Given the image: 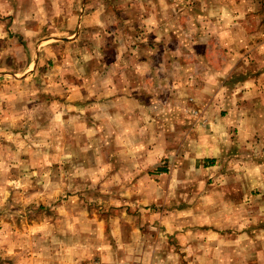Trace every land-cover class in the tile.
<instances>
[{
    "label": "crops",
    "instance_id": "obj_1",
    "mask_svg": "<svg viewBox=\"0 0 264 264\" xmlns=\"http://www.w3.org/2000/svg\"><path fill=\"white\" fill-rule=\"evenodd\" d=\"M98 1L94 5L95 10L90 11L94 24L88 25L89 18L86 15L84 22L79 18L78 25L72 32V0H0V122H3L0 129L5 130V126H10L6 123L23 122L25 117L33 116L37 106L41 109L46 106V114H36L34 128L36 132L46 129L48 136L54 138L56 130L68 129L71 118L64 111L71 109L74 104L80 105L88 78L93 76L95 82L102 85L94 92L99 105L110 107L105 112L111 118L115 114L120 118L121 122L115 129L117 136L137 135V131L152 130L151 123L156 125L153 130H159L167 136L169 129L162 126L165 122H160L170 118L175 130L169 132L180 139L177 154L183 151L188 139L194 147L198 144L204 147L202 150L205 156L211 157L208 159L210 167L225 145L256 148L263 145L254 109L264 108V68L260 79L232 80L237 67L232 64L231 55L224 48L225 38L229 40L226 34L228 30H225L229 28V24L225 26L226 18L224 15L211 16L205 15V12L197 15L191 12V7H201L209 13V9L214 6L211 1L205 3L204 0H195L184 6L179 0H122L121 7L124 10H118L112 1ZM108 3L109 6H106ZM229 5L230 1L215 3V6L223 10ZM188 8L190 11H186ZM167 10H170V17L167 16ZM87 12L88 8L85 14ZM118 13L121 15H117ZM195 20L201 23L209 21L217 27L222 24L221 36L217 37L216 44L212 36L204 32L207 43L205 46L201 45V48L202 34L194 32ZM106 21L112 32L108 35L114 37L113 41L117 45L114 50H110V57H106L109 52L106 51L105 54V48L100 50L104 55L100 51L96 52L95 66L72 64L70 43L81 40L89 26L103 27ZM105 35L98 34V37L103 39ZM123 41L126 45H123ZM10 59L14 62L13 65L7 63ZM44 59L49 64H43ZM23 75L26 76L24 79L21 78ZM73 78L76 81L72 82ZM29 84L35 91L25 90ZM30 102L34 104V109L32 113H26L23 107ZM124 106L133 107L126 110ZM142 106L143 109H136ZM167 111L176 113L179 118L168 116ZM124 129L130 130L126 132ZM200 131L204 134L200 135ZM201 136L206 137L207 142L199 139ZM186 153H190L188 168L192 170L197 166L200 156L196 153V158L193 157V148ZM137 162L139 164L136 167L152 169L148 160ZM253 166L254 169L259 168L256 163ZM159 167L157 172L167 173L166 166ZM46 168L47 185H52L53 188L54 169L51 168L54 167L50 165ZM136 180L137 178L130 187L132 192L127 194L129 206L125 209L117 208L111 214L114 219L100 221L87 215L93 221L89 224L91 231L99 232L101 236L97 235L90 241L84 239L83 243H79L77 253L72 251V243L64 241L59 247V252L63 253L61 263L53 260L50 264H168L169 256L160 246L161 239L159 238L158 244L148 237L149 226L152 224H148L150 218L144 219L143 216L150 214L149 203H146L148 200H145L144 194L134 191L133 186L142 183L141 180ZM223 181L228 186L224 188L228 195L226 192L224 195L228 196L234 213L246 210L252 200L258 199L259 204H262L263 193L257 192V188L261 189V180L237 176L223 178ZM7 183H10L7 178L0 182L5 186ZM70 192V189H63L65 196H68L63 214L68 216L71 211ZM213 193L214 188H210L201 197L208 199ZM4 194L7 199L9 192L6 188ZM55 195L47 192L46 196L50 198L47 201L54 202ZM78 209L83 210L81 207ZM186 209L185 214L176 209L174 264L196 263L192 258L196 229L203 228L208 240L211 232L221 233L220 228L217 229L213 224L209 227H195L192 223L195 207L191 204ZM258 215H262L261 210ZM240 220L229 225V230L233 229L241 235L245 234L247 226L240 223ZM108 225L109 230L114 226L117 233L114 237L111 229L112 238L109 240L104 236ZM254 229L257 230L256 226ZM223 238L227 239L226 235ZM120 247L126 251L117 258V254H120L117 249ZM15 261L20 262V259H15L14 263ZM162 261L164 262L159 263ZM224 261L226 260L222 263Z\"/></svg>",
    "mask_w": 264,
    "mask_h": 264
},
{
    "label": "rangeland",
    "instance_id": "obj_2",
    "mask_svg": "<svg viewBox=\"0 0 264 264\" xmlns=\"http://www.w3.org/2000/svg\"><path fill=\"white\" fill-rule=\"evenodd\" d=\"M109 1H112L118 10H124V7H121L122 0ZM179 1L186 6L195 0ZM209 1L214 5L209 9V13L201 7H191V12L197 15L204 12L205 15L211 16L224 15L226 18L225 26L229 24V28L225 30H228L226 34L229 40L225 38L224 48L231 55L232 64L237 67L232 80L260 79L261 70L264 68V0ZM218 1H230V5L225 6L223 10L217 7L218 5L215 6ZM98 3V0H72V32L78 25L79 18L84 22L86 15L89 18L88 25L94 24L95 20L90 11H94V5ZM106 6H109V3ZM86 8L89 11L87 14ZM167 16L170 17V10H167ZM106 22L103 27L89 26L82 34L81 40L70 43L72 64L85 63L95 66L96 52L105 48V54L106 51L109 52L106 57H110V50H114L117 45L116 41H113L114 37L108 35L112 32L108 21ZM193 23L194 32L202 34L200 46L207 43L204 32H208L214 43H217V37L221 36L222 24L217 27L209 21L201 23L195 20ZM102 33L106 34L103 39L98 37V34ZM123 45H126L125 41ZM101 53L104 55V52ZM10 60H7V63L13 65L14 62ZM43 64H49L48 60L44 59ZM25 77L23 75L21 78ZM73 79L72 82L76 81V78ZM100 87L102 85L95 82L93 76L88 78L83 101L79 106L74 104L71 109L64 111V114L67 112L71 118L68 129L56 130L54 138L48 136L46 129L36 132V114H46L47 110L46 106L44 109L37 106L35 113H32L34 104L31 102L23 108L33 116L25 117L23 122L6 123L10 126H5V130L0 129V182L6 178L10 182L6 186L0 184V264H13L17 258L20 262L24 261L23 264H50L53 260L55 263H61L63 253L59 252V247L64 241L72 243V251L77 253L79 243H83L84 239L90 241L97 235L101 236V233L91 231L89 224L93 221L89 217L98 218L100 221L114 219L111 214L117 208L125 209L129 206L126 198L127 194L132 192L130 187L135 184L136 178V181L141 180L142 183L134 185V191L144 194L145 200H148L146 203H149L150 214L143 216L144 219L150 218L148 224H152L149 226L148 237L158 244L159 238L161 239L160 246L166 251L167 257L169 256L168 264H174L176 209L185 214L186 208L191 204L195 207L192 215L195 227H209L213 224L221 231L216 234L211 232V238L208 240L203 228L195 230L196 239L192 251L195 264H264V108L254 109L258 117V134L262 137L263 145L257 148L225 145L221 147L219 157L213 158L215 162L210 167L208 159L211 157L205 156L202 150L204 147L199 146L200 144L194 147L188 139L183 146V153L177 154L180 139L176 138L173 132H169L175 130L170 118L160 122H165L162 126L169 129L167 136L159 130H153L156 125L152 123V130L137 131V135L117 136L115 129L121 122L120 118L117 114L111 118L112 116L105 112L110 107L99 105V99L95 98L94 92ZM13 88L12 85V90ZM25 90L35 91L31 84L26 86ZM124 107L128 110L133 106ZM136 109H143V106ZM167 113L168 116L179 118L176 113ZM2 123L0 122V126ZM124 130L128 132L130 129ZM201 134L204 133L200 131ZM199 139H205L207 142L206 137L201 136ZM190 148L195 152L193 157L196 158V153L200 156L197 166L192 170L188 168L190 153H186ZM146 160L151 162L149 167L152 169L136 167V164H139L137 161ZM254 163L258 164L259 168L254 169ZM50 165L54 167L51 168L54 169L53 188L52 185H47L45 179L46 166ZM158 166H166L167 173L157 172ZM237 176L261 180L262 186L261 189L257 188V192L263 193L261 205L258 199L252 200L246 210L239 214L232 210L224 189L228 186L222 183L223 178ZM4 188L9 192L7 199ZM64 188L71 190L69 216L63 214V206L68 201V196L63 193ZM210 188H214V193L208 199L202 198ZM47 192L56 194L54 202L47 201L50 199L46 196ZM225 192L227 195H224ZM194 200L196 202H193ZM78 207L83 210L79 211ZM259 210L262 215H258ZM188 219L190 221V217ZM238 219L247 226L245 234H241L245 236L233 229L229 230V225L238 222ZM111 229L114 237L117 234L116 228L112 226L109 230L108 225L104 231L107 240L112 238ZM224 235L227 237L225 240ZM238 236L241 238L238 239ZM77 245L78 247H74ZM117 251L120 253L117 254L118 258L126 249L120 247ZM112 254L115 256V253ZM223 260L226 261L222 263ZM20 262L15 261L14 264Z\"/></svg>",
    "mask_w": 264,
    "mask_h": 264
}]
</instances>
